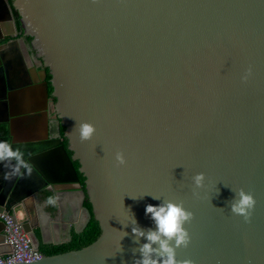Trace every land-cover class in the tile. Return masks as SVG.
Listing matches in <instances>:
<instances>
[{
    "label": "water",
    "instance_id": "1",
    "mask_svg": "<svg viewBox=\"0 0 264 264\" xmlns=\"http://www.w3.org/2000/svg\"><path fill=\"white\" fill-rule=\"evenodd\" d=\"M12 1L51 76L83 229L92 216L101 229L80 250L15 264H134L148 241L132 228L155 230L146 206L167 201L193 213L177 260L264 264V0ZM85 122L96 131L81 141ZM241 189L256 200L250 222L231 210ZM35 191L7 192L0 214ZM33 221L21 226L40 249Z\"/></svg>",
    "mask_w": 264,
    "mask_h": 264
},
{
    "label": "crops",
    "instance_id": "2",
    "mask_svg": "<svg viewBox=\"0 0 264 264\" xmlns=\"http://www.w3.org/2000/svg\"><path fill=\"white\" fill-rule=\"evenodd\" d=\"M46 79L42 62L18 29L9 0H0V142L19 148L28 165L13 175L16 162H0V198L7 192L25 196L36 190L18 208L16 217L20 222L34 219L41 244L56 245L82 230L87 215L80 209L76 175L60 147V142L67 143ZM47 195L58 197L55 206L46 203ZM3 236L4 232L0 256L9 251Z\"/></svg>",
    "mask_w": 264,
    "mask_h": 264
},
{
    "label": "clouds",
    "instance_id": "3",
    "mask_svg": "<svg viewBox=\"0 0 264 264\" xmlns=\"http://www.w3.org/2000/svg\"><path fill=\"white\" fill-rule=\"evenodd\" d=\"M250 73L251 69L248 70V74ZM243 79L247 80V75L244 76ZM77 130L79 132V137L81 141L90 140L96 131L95 127L87 122L79 124ZM23 156L24 154L19 148L13 149V146L10 143L0 142V162L8 161L9 163H11L13 160L16 162L15 165L12 167L13 175L19 174L21 168L28 169V165L25 162ZM115 160L118 162L119 165H124L126 163L124 154L122 152L116 153ZM204 178L205 177L203 173H198L193 177L194 185L196 188L202 186ZM238 196L239 199L235 200V202L231 204V210L233 214L242 216L245 222H250L252 210L255 207L256 200L254 199V196L251 193H246L243 189L238 192ZM154 199H156V197H154ZM57 202L58 197L52 196L48 197L46 201L47 204L53 206H55ZM145 213L146 215H150L151 219L155 222V230L149 229L147 233H145L138 227L132 228V233L135 236L145 237L148 241L140 247L139 251L142 254V258L135 261L134 264H193V261L190 259H176V249L181 247L186 248L190 243L191 238L189 232L185 228V224L191 222V220L193 219V213L191 211L186 210L182 202L176 203L173 201H167L159 205L149 204L146 206ZM3 216L12 217L14 221L21 226L22 222H20L16 216L13 217L12 215L0 214V218L3 219ZM21 228L26 233H28L31 240V247L34 251H37L41 255L40 259H42L44 256V254L41 253L42 246H55V244H41L40 249H37V244L35 245V241L32 235L27 232L22 226ZM85 228L83 229V231L85 230ZM74 232L81 233L77 231ZM4 234L6 236L5 243L10 245L7 240L6 223ZM71 240L72 233L70 234L69 240L67 242L59 243L56 245L65 244L70 242ZM173 241L174 245L172 244ZM154 244H158L159 247L154 248ZM11 248L12 252L13 247ZM153 254H155L158 258H152Z\"/></svg>",
    "mask_w": 264,
    "mask_h": 264
},
{
    "label": "trees",
    "instance_id": "4",
    "mask_svg": "<svg viewBox=\"0 0 264 264\" xmlns=\"http://www.w3.org/2000/svg\"><path fill=\"white\" fill-rule=\"evenodd\" d=\"M9 2H10V5L12 7L15 19H16L18 29L23 32L21 22H20V16H19L17 10L12 6L13 1L9 0ZM26 40H27L28 44H30L32 38L26 37ZM30 47H31V44H30ZM32 51H33V48H32ZM50 79H51V76L47 72V79L46 80L48 82V90H49L50 96H52L53 88L51 86ZM61 129L63 132L64 128L62 127ZM74 166H75L76 170H78L79 165L77 162H74ZM79 178H80L81 182L83 183L85 178L81 174H79ZM85 207L87 209H89L90 213H92V206L87 200L85 201ZM100 234H101V229H100L99 223L92 216L89 224L87 225V227L85 228V230L83 232H81V233L73 232L72 233V240L70 242L65 243V244H61V245H55V246H42L41 247V253H43L46 256H52V255L62 254V253L70 252V251L80 250L84 247L89 246L93 242H95L98 239V237L100 236Z\"/></svg>",
    "mask_w": 264,
    "mask_h": 264
},
{
    "label": "built area",
    "instance_id": "5",
    "mask_svg": "<svg viewBox=\"0 0 264 264\" xmlns=\"http://www.w3.org/2000/svg\"><path fill=\"white\" fill-rule=\"evenodd\" d=\"M6 223L8 243L13 247L11 253L0 256V264H15L32 262L41 258V255L31 247V240L21 226L10 216H3Z\"/></svg>",
    "mask_w": 264,
    "mask_h": 264
},
{
    "label": "flooded vegetation",
    "instance_id": "6",
    "mask_svg": "<svg viewBox=\"0 0 264 264\" xmlns=\"http://www.w3.org/2000/svg\"><path fill=\"white\" fill-rule=\"evenodd\" d=\"M47 199H48V195H47Z\"/></svg>",
    "mask_w": 264,
    "mask_h": 264
}]
</instances>
